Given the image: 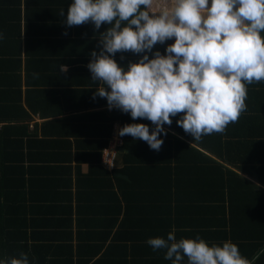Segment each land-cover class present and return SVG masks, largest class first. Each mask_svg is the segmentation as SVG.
Segmentation results:
<instances>
[{
	"label": "trees",
	"instance_id": "1",
	"mask_svg": "<svg viewBox=\"0 0 264 264\" xmlns=\"http://www.w3.org/2000/svg\"><path fill=\"white\" fill-rule=\"evenodd\" d=\"M42 1L0 0V259L25 252L29 264H171L164 258L166 250L154 251L146 241L166 238L174 230L177 239L199 235L210 245L230 240L247 264H264V81L245 82L247 110L222 134L194 141L177 125L183 115L178 113L170 126L164 125L167 135L160 134L159 151L123 136L120 147L127 153L117 151L111 171L100 165L99 152L90 170L100 173L109 187L113 210L96 214L108 222L98 219L91 224L96 221L88 205L96 199L95 191L105 188L93 176L78 175L79 168L55 165L56 143L44 140L29 123L33 115L55 113L52 93L64 95L59 86L72 84L63 80L66 73L78 81L86 72L91 74L89 52L99 51V32L109 25L105 22L91 33V24L74 30L64 23L73 0ZM174 39L158 43L153 51L163 54ZM63 55L73 58H60ZM140 55L117 52L114 59L126 65ZM62 62L67 63L66 73L59 70ZM20 111L22 118L16 115ZM107 121H117L119 127H153L151 121H133L118 109ZM106 146L107 140L102 141L100 150ZM140 202H148V215L134 211Z\"/></svg>",
	"mask_w": 264,
	"mask_h": 264
},
{
	"label": "clouds",
	"instance_id": "2",
	"mask_svg": "<svg viewBox=\"0 0 264 264\" xmlns=\"http://www.w3.org/2000/svg\"><path fill=\"white\" fill-rule=\"evenodd\" d=\"M154 3L73 0L64 23L91 22L96 30L109 25L99 32V51L90 53L87 64L91 80L99 84L93 98H106L109 110L130 114L133 121H151V131L145 123H126L117 133L159 151L160 134L167 135L164 125L170 126L178 113L183 115L177 125L200 141L204 135L224 133L247 110L245 82L264 81V0H211L210 5L209 0H170L155 8ZM60 15L65 17L63 9ZM173 37L163 54L153 51ZM127 51L142 55L119 65L115 54ZM59 70L66 73L68 67L59 65ZM146 243L154 251L166 250L164 258L171 264H183L185 258L187 264H247L230 240L210 245L199 235L177 239L173 230ZM0 264H29V257L21 252Z\"/></svg>",
	"mask_w": 264,
	"mask_h": 264
},
{
	"label": "crops",
	"instance_id": "3",
	"mask_svg": "<svg viewBox=\"0 0 264 264\" xmlns=\"http://www.w3.org/2000/svg\"><path fill=\"white\" fill-rule=\"evenodd\" d=\"M25 1V0H23ZM211 1V0H210ZM48 4L52 2L51 0L42 1V3ZM166 2H170V0H156L154 3V8L157 7L158 4H163ZM53 6V5H52ZM47 7V6H45ZM54 7V6H53ZM23 9V8H22ZM65 9V8H64ZM58 11H61L58 9ZM85 24L92 25L88 31H98L95 29L94 24L91 22H87ZM102 25H105L103 23ZM74 30L80 29V26H74ZM73 29V28H72ZM104 30L107 29V26L103 28ZM82 32L84 30H81ZM75 36V34H72ZM174 38V37H173ZM99 43L95 46L98 48ZM80 52L86 53L84 48L80 49ZM91 53V52H89ZM60 58H73L70 56H62ZM67 64L66 62H62V65ZM78 65H74L77 67ZM65 79L67 82L70 81L72 84L70 86L68 84H63L59 86L61 89H64V95L60 93H52L53 99L56 100L57 105L56 109L54 110L55 113L48 114V117L42 118L39 115H33L32 121L29 123V128L32 129L34 126H37L38 132H42V138L46 141H53L55 142L56 150H55V165L61 166L62 165H70V169L77 172L78 175L83 176H93L94 179L98 182V186L102 185L105 189H97L95 191L96 199L93 200L89 206V210L93 215L90 218L94 219L96 222L91 224H96L98 219H101V224L108 222V218H103L102 216L96 217V214L99 211L108 209L113 210L112 203L108 202L109 198L111 197V191L109 187L106 188L105 183L102 178H100L101 174L98 172L90 170V167L95 164L98 160V154L109 145L112 141V138L119 137L121 145L123 143V139L118 135L117 129L120 126L119 122H108V114L117 110L115 108L109 110L107 107V100L106 98H101L96 96L93 98V93L95 92L96 88L99 86L98 82H93L91 80V74L86 72L80 77V81H78L75 75H69L66 73ZM61 78V77H59ZM84 81V84H79ZM60 82V81H59ZM63 82V81H61ZM55 83V81H54ZM51 90H57L56 84H50ZM80 85V86H79ZM107 87V85H105ZM25 99L27 100L26 95L24 94ZM36 99L33 98V100ZM24 103V98H22V104ZM69 107V108H65ZM18 117L22 118L23 115L21 111L16 114ZM131 140L128 142L132 143ZM104 140H107V146L100 150V143ZM68 142V144L66 143ZM53 148V147H52ZM58 149V150H57ZM69 149L68 155L67 150ZM122 149V152L127 153V150L120 147L119 150ZM120 152V153H122ZM100 155V156H101ZM102 156L100 158L101 162ZM69 162L67 164L66 162ZM120 158H118V168L120 166ZM101 165V164H100ZM121 177H125L122 175H118ZM73 177H75L73 175ZM126 193H129V190H125ZM88 194V193H86ZM148 202H140L134 211L137 210V214L139 212L148 215L147 209L145 208ZM87 205L84 203L83 208L85 209ZM153 209V208H152ZM151 209V210H152ZM148 210V211H151ZM138 216L137 221L142 222ZM147 217V216H146ZM148 218V217H147ZM106 220V222H105ZM146 223L148 219H146ZM134 220L130 221V224H133ZM134 221V222H137ZM151 221V219H150Z\"/></svg>",
	"mask_w": 264,
	"mask_h": 264
},
{
	"label": "built area",
	"instance_id": "4",
	"mask_svg": "<svg viewBox=\"0 0 264 264\" xmlns=\"http://www.w3.org/2000/svg\"><path fill=\"white\" fill-rule=\"evenodd\" d=\"M121 142L119 137H113L109 145L102 151L101 165L105 169L111 171L114 168L116 161V154L119 151Z\"/></svg>",
	"mask_w": 264,
	"mask_h": 264
},
{
	"label": "rangeland",
	"instance_id": "5",
	"mask_svg": "<svg viewBox=\"0 0 264 264\" xmlns=\"http://www.w3.org/2000/svg\"><path fill=\"white\" fill-rule=\"evenodd\" d=\"M211 4V1L209 0V5Z\"/></svg>",
	"mask_w": 264,
	"mask_h": 264
},
{
	"label": "water",
	"instance_id": "6",
	"mask_svg": "<svg viewBox=\"0 0 264 264\" xmlns=\"http://www.w3.org/2000/svg\"><path fill=\"white\" fill-rule=\"evenodd\" d=\"M119 152H122V149H120Z\"/></svg>",
	"mask_w": 264,
	"mask_h": 264
}]
</instances>
